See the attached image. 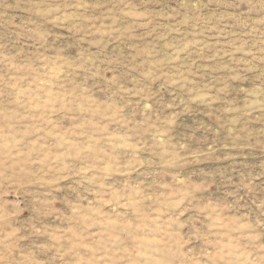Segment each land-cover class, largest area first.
Wrapping results in <instances>:
<instances>
[{
  "label": "rangeland",
  "instance_id": "374dc122",
  "mask_svg": "<svg viewBox=\"0 0 264 264\" xmlns=\"http://www.w3.org/2000/svg\"><path fill=\"white\" fill-rule=\"evenodd\" d=\"M0 264H264V0H0Z\"/></svg>",
  "mask_w": 264,
  "mask_h": 264
}]
</instances>
